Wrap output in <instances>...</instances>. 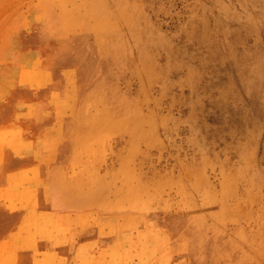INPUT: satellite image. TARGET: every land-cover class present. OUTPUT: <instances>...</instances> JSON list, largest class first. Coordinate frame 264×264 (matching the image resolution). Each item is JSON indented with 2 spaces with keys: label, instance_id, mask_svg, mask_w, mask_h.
Returning <instances> with one entry per match:
<instances>
[{
  "label": "rangeland",
  "instance_id": "374dc122",
  "mask_svg": "<svg viewBox=\"0 0 264 264\" xmlns=\"http://www.w3.org/2000/svg\"><path fill=\"white\" fill-rule=\"evenodd\" d=\"M61 2L80 13L63 51L89 73L82 80L72 63L61 66L70 73L66 93L55 96L63 114L52 123L42 120L40 132L52 158L65 125L81 129L79 158L70 166L74 175L67 176L90 186L91 207L81 209L82 224L77 198L63 216L71 242H85L79 261L104 248L97 229L114 238L122 221L127 230L121 248L131 264L143 258L146 264H264V0H102L90 17L83 9L91 0H0L2 196L13 204L25 198L30 209L2 216L19 264L77 262L58 251L56 227L36 222L66 206L61 191H43L31 178L47 171L31 155L37 144L32 124L40 123L35 119L42 112L36 102H26L24 130L9 115L21 74L36 65L26 63L40 55L46 13L61 12ZM105 19L108 32L96 31L92 25ZM73 90L91 95L86 117L84 100ZM107 110L111 115L99 120ZM50 168L55 186L58 174ZM119 207L123 216L115 213ZM41 228L53 251L47 259ZM142 228L154 242L143 243Z\"/></svg>",
  "mask_w": 264,
  "mask_h": 264
},
{
  "label": "bare ground",
  "instance_id": "6f19581e",
  "mask_svg": "<svg viewBox=\"0 0 264 264\" xmlns=\"http://www.w3.org/2000/svg\"><path fill=\"white\" fill-rule=\"evenodd\" d=\"M91 1H92L91 3L86 4V6L88 7L87 9H85L86 6H84V9H83V16L84 17H90L91 14L95 15L96 12L99 11L100 6L98 4L102 0H91ZM44 2H47V0H44ZM59 7H60V11H61L59 13H56V12L46 13L47 20H46V22H44L43 35L41 36V38H43V39L40 38L41 39L40 44H39V46H36V48H37L36 51L40 55H39V57L30 58L28 60V62L26 63L27 66H29L33 63H35L36 65L34 68H31V69L29 67H27V70H28L27 73L25 71V73L21 74L23 76V78H22L21 92L19 95V99L17 98L16 102L13 104L12 108L9 111V115L11 117L14 115V118L17 121V125L22 130H24L27 127L26 122L21 119L22 115H20L22 111L25 112L27 110L24 107V104L26 102H29V103L36 102V105L38 104V106H39L38 108L40 109V111L42 113L39 114V116L35 120H40V123L42 120H45V119H46V121H49L52 123V122L56 121L58 118H60L61 115L59 116V113L63 114L62 108H64L65 106H64V104L62 106V103L59 105L58 101L55 102V96L58 98V96H61V92L66 93L63 90H66V88H67V80H68V76L70 74L68 70L63 71L61 66H64L67 68L69 62L72 63L70 57L68 56V51L67 52L63 51V48L66 44H69V41L67 38L68 34H69V32H71L73 30V28L77 24L76 22L78 19V15H80V13L76 11V9H75L76 6L69 9L66 6V4H64L63 2L60 3ZM95 24H94L95 26L94 25H92V26L94 29H96V31L100 30V31H102V33L108 32V30H107L108 29L107 19L102 20V21H98ZM117 31H118V29H117ZM112 34H114V33H112ZM107 36H108V34L105 35V38ZM107 39H109V36L106 38V41H107ZM119 40H120V38H119ZM130 44H132V43H130ZM112 47H113V45H112ZM113 50H111V51H113ZM116 61H119V59ZM107 64H108V62H107ZM114 65H115V63H114ZM109 66H111V65H109ZM72 67H73V72H76L75 75L77 77H79L82 80L87 79L86 76L89 73V70L87 68L82 67L81 69H79L77 66H75V64L73 65V63H72ZM117 67H120V66H117ZM115 69H117V68H115ZM111 71H113V70H111ZM78 74H79V76H78ZM109 74H111V73H109ZM109 76L111 77V75H109ZM78 90H79V88H78ZM111 94L113 95V93H111ZM65 95L66 94H64V96ZM72 95L75 98H78V96H79V98L82 100V102L84 100L83 106H82V114L85 115L86 107H87L88 101L90 100V97H91V95L89 94V91L88 92L87 91L81 92V91L73 90ZM111 112H112V110H107L106 113H105V111L104 112L102 111V115L98 119L101 121L104 120L109 115H111ZM85 117H86V115H85ZM95 120H97V119H95ZM40 123L35 121V123L32 124L33 129H35V131H36V136L34 137V139L37 140V144L33 148L31 155L32 156H39L40 160L42 161V165L47 167V171H46V173H39V174L35 173L31 178H33L35 183L37 182L38 186L43 191L44 190L45 191L50 190L51 188H54L55 190L61 191L60 194L62 193L65 196V197H63L64 198L63 201H64L66 206L61 207V211H55L53 214L51 213V214H47V216H44V217H38L36 222L41 226L44 224L47 226L56 227L58 229V230L56 229V236H55L56 242L58 244V251L61 253H70L71 255H73L75 257V260L77 261L76 264H131L130 260H129L131 258V256H130L128 250H124L121 248L122 243H123L124 238H125L124 232L127 230V224H125V222H122V221H118L117 226H118L119 231H118L117 236L114 238L107 236L105 234H102L100 232V230H98V229H97L98 232L95 230L96 231L95 235H98L99 239L102 240L104 248L100 252L92 254L91 257L87 258L86 263L83 261H79L81 259L79 249L83 245H85V242H83L81 240H80V242H77L75 244H74V242L73 243L71 242L70 235H68L65 231L67 224H66V221L63 219V216H64V214H66L65 210H71V208L73 206V204H71V200L73 201V199L75 200L77 198L78 202H81V204H83V206H84V207L82 206V208H80L81 213H79L80 216L77 218L78 223L82 224L83 223V216H84L85 212L84 211L82 212L81 209L89 210L91 207V200H90L91 189H90V186L87 185L86 189H84V186L81 185V183H79L77 180H75V178H73L71 180L70 177L67 176V175H74L70 170V166L73 163H75V161H78V158H79V154L76 151V146L79 144V142L81 141V138H82V136L80 137L81 129H78L79 126L77 123L72 124V126L65 125V128H63V131L59 133V135L61 137V141H62L61 148H59L58 151L51 158L47 153L48 150H50V148L48 147V145H46V147H45L43 144V143L46 144V142L44 141L45 139L42 136V132H40V130L42 129V126H43V124L42 123L40 124ZM10 135L12 136V131L10 132ZM11 136L9 137V140L13 139V138H11ZM21 136L23 139H27L25 132H23V134ZM15 139H17V137ZM49 168L54 173L58 174L56 176V178H57L56 181L58 182V184H56L55 186H53V182L51 181L52 180L51 175L48 174ZM31 178L29 181H27L28 182L27 184L32 187V186H34V184L32 183L33 180ZM53 178H54V175H53ZM68 179L71 181L69 182ZM68 184H69V186H68ZM74 202L78 203L77 201H74ZM65 207H67V208L64 209ZM115 213L117 216H123L125 214L121 207H119L118 211H115ZM111 216L113 219V215H111ZM105 217L107 218L108 216L105 215ZM114 218H115V216H114ZM104 221H105V219L100 218L98 226L99 227L103 226L102 223L104 224ZM111 224H112V221H111ZM108 225H110V224L107 223V226ZM114 225L116 227L115 222H114ZM27 226L29 229L30 226L29 225H27ZM115 227H114V229H115ZM103 228H102V230H103ZM141 231H142L141 235H144V238H145L143 240V243L147 242V240L154 242L153 233H151L149 229L142 228ZM45 232H46V229L41 228V234H40L39 241H40V246L42 247V249L44 251V255L46 256V259H47L50 257V254L53 251L46 244V238L47 237L45 235ZM28 234L30 236H28L27 239L29 240L30 243H33L35 241V239L33 238V237H35V234L33 233L32 228H30L28 230ZM90 237L91 236L89 235L88 237H85V238L89 239ZM139 264H146L144 258H143V260L140 261Z\"/></svg>",
  "mask_w": 264,
  "mask_h": 264
},
{
  "label": "crops",
  "instance_id": "0c3cea01",
  "mask_svg": "<svg viewBox=\"0 0 264 264\" xmlns=\"http://www.w3.org/2000/svg\"><path fill=\"white\" fill-rule=\"evenodd\" d=\"M4 170H0V182H1V188H0V260H2L1 264H6L7 260L12 258L13 262H11V264H19V252L18 250H16V248H11V234L7 233L6 231V224H7V220H3V215L4 214H17L19 212H22L21 210L25 211V212H30L29 207H27L26 205H24V199L21 200L20 202H17L15 204L11 203L9 201L8 198L3 197V191L6 188L5 185V179L1 178V173H3ZM5 200H8L9 203L5 204ZM13 205H17V206H13ZM41 252L42 251H38ZM36 255H34V257L36 259H41L37 257V253ZM43 255V254H42Z\"/></svg>",
  "mask_w": 264,
  "mask_h": 264
}]
</instances>
